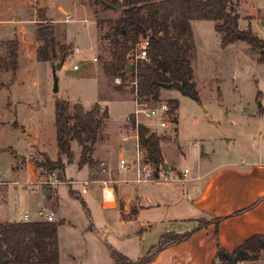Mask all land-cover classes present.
I'll list each match as a JSON object with an SVG mask.
<instances>
[{
  "label": "rangeland",
  "instance_id": "obj_1",
  "mask_svg": "<svg viewBox=\"0 0 264 264\" xmlns=\"http://www.w3.org/2000/svg\"><path fill=\"white\" fill-rule=\"evenodd\" d=\"M233 1L238 2L243 13L240 26L251 25L264 39L261 25L264 0ZM254 1L259 3L258 11L248 15ZM39 2L0 0V19L3 20L0 21L3 23L0 24V42L7 41L14 33L19 34L20 30L25 31L29 40H36L35 30L43 22L55 29L56 39L69 47V55L56 71L57 92L52 65L60 60L52 65L39 61L33 43L27 45L15 79L11 81L5 75L0 81V220L18 219L25 212L30 220H45V213L53 211L55 221L61 220L58 227L61 264H113L112 249L136 260L158 242L163 232L186 229L158 224L166 214L175 213L169 206L145 208L137 218H132L136 204L125 210V203L120 202L118 209H110V203L103 205L97 184L91 183L86 192L82 191L85 180L98 178L97 174L108 178V172L101 171L106 167L111 166V172L122 180L119 157L124 152L131 153L134 146L132 140H123V136L136 133L135 127L125 119L134 109L133 82L128 80L125 84H130L119 89L116 85H122V81L115 78L110 84L103 72V62L109 58L107 34L120 16V10L104 9L94 0H45L47 6L41 9ZM40 12L45 14V20H41ZM54 17L65 21L57 20L56 24ZM192 25L195 33L193 67L200 100L175 89H163V99L179 101L174 113L178 119L176 130L151 133L142 128L161 139L167 170L177 178L182 177L185 168L190 170V176L194 173L202 149L206 163L212 165L227 157L239 160L247 154L255 155L258 143L264 142V56L242 41L222 48L221 35L211 21H194ZM26 37L15 35L21 41ZM76 46H80V53L74 51ZM94 56L98 61L92 60ZM74 64L80 68L75 70ZM61 98L68 100L71 115L76 104L89 110L100 103L102 112L107 110V117L90 146L93 162L79 167L83 145L74 141L72 156L62 155L63 179L51 186L39 182L42 178L34 159L44 160L43 154L51 160L58 158L55 101ZM37 134H41L40 140ZM166 179L139 185L132 181L120 182L119 194L133 193L139 187L143 195L154 196L159 188H169ZM176 183L186 188L187 182ZM113 184L117 191L118 184ZM101 185L103 188V183ZM119 214L127 220L121 219ZM210 219L202 218L198 225ZM148 222L156 224L149 227ZM214 264L225 263L218 259ZM239 264H264V251L257 259Z\"/></svg>",
  "mask_w": 264,
  "mask_h": 264
},
{
  "label": "trees",
  "instance_id": "obj_2",
  "mask_svg": "<svg viewBox=\"0 0 264 264\" xmlns=\"http://www.w3.org/2000/svg\"><path fill=\"white\" fill-rule=\"evenodd\" d=\"M84 0H80L82 2ZM104 9L115 8L121 4L120 16L107 34L109 58L103 62V72L110 84L115 78L134 81L137 75L139 95L145 100L162 99L163 89H175L181 94L199 101L200 94L195 80L193 54L195 50L194 21H211L215 31L221 35L222 48H228L237 42H245L253 50L264 56V39L254 32L253 27L240 26V14L233 0H94ZM41 20L46 16L40 12ZM36 38L37 59L53 63L69 55V47L61 44L51 25L40 22ZM142 38L150 42L149 57L139 60L137 74L125 72L127 53L136 47ZM20 40L14 38L0 42V78L6 72L16 74L19 69ZM170 85L168 88L167 86ZM135 88V86H133ZM117 88V89H118ZM134 91V90H133ZM172 112L179 107L178 99L168 100ZM107 110L102 112L100 103L86 110L82 104L75 105V111L69 113V102L65 98L55 101V133L59 155L51 160L43 154L44 160L34 159L42 175L56 173L62 180L65 164L62 155L72 156L74 141L83 145L79 167L93 162L89 155L95 141L104 126ZM178 122L177 116H175ZM144 135L146 132L141 131ZM145 145L155 163L158 174L165 171L161 139L153 134L145 138ZM220 217H212L208 222L185 232H167L158 242L138 259L133 260L112 249L113 264H148L156 255L176 244L188 241L199 228L209 223H220ZM61 220L0 221V264H61L58 227ZM264 251V233H256L245 239L236 249L228 251L221 246L217 249V258L225 264H239L252 261ZM7 260L6 262L4 260Z\"/></svg>",
  "mask_w": 264,
  "mask_h": 264
},
{
  "label": "crops",
  "instance_id": "obj_3",
  "mask_svg": "<svg viewBox=\"0 0 264 264\" xmlns=\"http://www.w3.org/2000/svg\"><path fill=\"white\" fill-rule=\"evenodd\" d=\"M243 1L244 0H242V2ZM234 2L241 19V15L243 14L241 7L238 5V2ZM258 8L259 3L254 1L252 4V11L247 14L253 15L257 13ZM57 20L65 21L54 17V22L56 24ZM0 21L3 20L0 19ZM37 28L35 30V35L37 33ZM24 32V30H20L19 34L14 33L6 40L15 38L16 34L18 36H22L23 34L26 37ZM73 41H76V39ZM29 43H33L36 46L37 57V47L39 45L37 38L36 40H29L26 37L25 41L20 40L19 63H21V59L23 55H25L24 52ZM60 43L64 44L62 42ZM5 75L9 76L10 80L13 81L17 76V72L15 75L11 72L4 73L0 78L1 82V79L4 78ZM10 102L17 105L12 101ZM20 125L26 130L24 125ZM37 137H39L40 140L41 134H37ZM201 148H203L202 144ZM246 150L249 152L247 148ZM199 156L200 157L196 161L195 171L191 176L190 170L185 168L189 170L187 178L174 177L170 169L165 170L164 173L161 174L163 177L160 179L167 178L165 181L169 188H159L154 196H149L147 193L143 195L139 187H136L133 193L128 191L120 195V182L117 183V202L115 204L113 201L114 203H110L108 208L118 209L119 203L124 202L125 210H130L131 205L136 204L137 210L136 213L132 214V218H137L140 210L150 207H160L162 205L169 206L172 210L174 209L175 213L172 215L166 214L165 219L161 220L158 224L163 226H178L180 228H185V231L196 228L198 226V221L202 218H221L218 225L216 223H209L207 226L196 230L188 241L172 245L160 251L148 264H214L216 260H218V246L228 251H233L249 236L256 233H264V142L258 143L255 155L250 156L247 154L239 160L227 157L224 161L210 165L206 163V153L203 149ZM111 169L110 166L109 168L106 167L104 170L108 172L109 170L112 171ZM97 175H99L98 178L95 177V179L89 180V185L91 183L97 184L101 200L105 206L106 201H104L101 192V174ZM167 181H171V183ZM177 181L187 182L186 188L177 184ZM21 218L20 215L18 219L0 221H20ZM120 218L127 220L122 215H120ZM132 218L129 217L128 219ZM147 224L149 227H152L156 223L153 224L148 222ZM144 228L147 229L146 226H144ZM167 232L178 231H166L161 235Z\"/></svg>",
  "mask_w": 264,
  "mask_h": 264
},
{
  "label": "built area",
  "instance_id": "obj_4",
  "mask_svg": "<svg viewBox=\"0 0 264 264\" xmlns=\"http://www.w3.org/2000/svg\"><path fill=\"white\" fill-rule=\"evenodd\" d=\"M261 25L264 27V18L261 19ZM149 46L150 42L148 38H142L136 45L135 48L130 49L127 53V64L130 63L132 65L131 70L128 73L135 72L137 74V65L139 60H147L149 57ZM74 51L76 53L81 52L80 46H76ZM93 61H98V57L94 56L92 58ZM73 68L75 70L79 69L78 64H74ZM117 81H121V78H116ZM133 82V86H135V98H134V109L131 113L126 116V121L130 123L132 127H135V132L132 135L123 136L124 141L132 140L134 142V146L132 145V152L126 153L124 152L118 161V168L121 173L124 174L122 180L116 178V175L113 174L110 170L108 171V178H101L100 182L103 183L102 188V197L106 203L111 201L116 202V190L113 183L118 182H135L145 183L156 181L160 179V174L156 171L155 163L153 162L149 150L145 145L146 135L141 133L142 128L145 127L147 131L151 133H166L170 131H175L177 127V122L175 120V114L172 112V108L165 99L159 100H145L138 93V85H137V75ZM134 130V128H132ZM146 132V131H145ZM150 133V134H151ZM147 134V133H146ZM152 135V134H151ZM155 136V135H154ZM106 170H102L105 172ZM188 169H185L182 172V177L187 178ZM38 174L40 176L41 181L43 183L50 184L51 186H55L61 182L56 173L50 175H42L38 170ZM89 180L83 182L84 187L82 189L83 192L87 191V187L89 186ZM112 183V184H111ZM42 213V212H41ZM30 215L28 213H24L22 215L21 221H29ZM45 220L47 221H55V213L53 211H47L45 213Z\"/></svg>",
  "mask_w": 264,
  "mask_h": 264
},
{
  "label": "water",
  "instance_id": "obj_5",
  "mask_svg": "<svg viewBox=\"0 0 264 264\" xmlns=\"http://www.w3.org/2000/svg\"><path fill=\"white\" fill-rule=\"evenodd\" d=\"M46 6H47V4H46L45 0H40V2H39V6H38V7L41 9V8L46 7ZM116 8L120 9V8H121V4H118V5L116 6ZM63 63H64V58H62L59 62H57L56 64L53 65V74H54V91H55V92H57V91L59 90V86H58V77L56 76V71H57L58 69H61V67L63 66ZM131 68H132V65H131L130 63H128L127 66H126L125 72H129V71L131 70ZM167 87L169 88L170 85H168ZM64 96H66V94H65ZM150 136H151L150 133H147V134H146V138H148V137H150ZM92 144H93V141H90V142L88 143L89 146H92ZM168 167H169L168 164L165 163V169H166V170L168 169ZM4 261L6 262L7 260L5 259Z\"/></svg>",
  "mask_w": 264,
  "mask_h": 264
},
{
  "label": "bare ground",
  "instance_id": "obj_6",
  "mask_svg": "<svg viewBox=\"0 0 264 264\" xmlns=\"http://www.w3.org/2000/svg\"><path fill=\"white\" fill-rule=\"evenodd\" d=\"M113 201H111L110 203L112 204Z\"/></svg>",
  "mask_w": 264,
  "mask_h": 264
}]
</instances>
